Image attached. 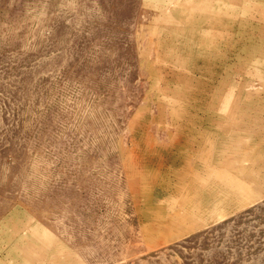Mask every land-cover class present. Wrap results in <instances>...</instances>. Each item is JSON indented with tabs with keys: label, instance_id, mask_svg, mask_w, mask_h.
<instances>
[{
	"label": "rangeland",
	"instance_id": "374dc122",
	"mask_svg": "<svg viewBox=\"0 0 264 264\" xmlns=\"http://www.w3.org/2000/svg\"><path fill=\"white\" fill-rule=\"evenodd\" d=\"M24 263L264 264V0H0Z\"/></svg>",
	"mask_w": 264,
	"mask_h": 264
},
{
	"label": "bare ground",
	"instance_id": "6f19581e",
	"mask_svg": "<svg viewBox=\"0 0 264 264\" xmlns=\"http://www.w3.org/2000/svg\"><path fill=\"white\" fill-rule=\"evenodd\" d=\"M231 194V193H230ZM212 205V204H211ZM210 205V206H211ZM206 209V208H205ZM34 234V233H33ZM32 236V235H31ZM40 237V236H39ZM22 239H24L23 237H22ZM36 241V240H35ZM41 241V240H40ZM42 242V241H41ZM27 246H32L33 244H32V242L30 243V244H26ZM39 245V244H38ZM34 247V246H33ZM36 247V246H35ZM27 249V248H26ZM34 249V248H33ZM37 256V255H36ZM35 256V257H36ZM40 257V256H39ZM27 259V258H26ZM29 259V258H28ZM40 259V258H39ZM22 263V262H21ZM25 264V263H24Z\"/></svg>",
	"mask_w": 264,
	"mask_h": 264
}]
</instances>
